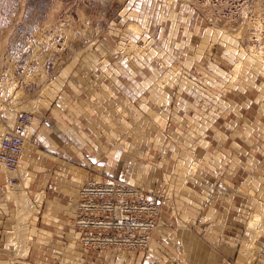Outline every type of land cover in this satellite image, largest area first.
<instances>
[{
	"label": "crops",
	"instance_id": "crops-1",
	"mask_svg": "<svg viewBox=\"0 0 264 264\" xmlns=\"http://www.w3.org/2000/svg\"><path fill=\"white\" fill-rule=\"evenodd\" d=\"M201 49L198 42L194 53L181 52L180 62H172L170 51L153 55L150 49V57L140 54L128 66H111L102 51L48 90L23 142L21 164L25 158L32 171L28 195L39 200L28 216L23 247L12 234L17 205L0 170V264H195L190 235L200 242L199 255L213 257L199 264L228 263L218 251H233L238 232L250 234L249 215L264 201L263 74L242 69L231 79L222 59ZM203 91L210 108L198 100ZM88 167L98 180L117 174L152 194L162 186L172 189L174 199L161 206V226L146 250L79 244L66 219L65 195ZM252 243L251 258L242 255L241 263L264 264V231Z\"/></svg>",
	"mask_w": 264,
	"mask_h": 264
},
{
	"label": "rangeland",
	"instance_id": "rangeland-1",
	"mask_svg": "<svg viewBox=\"0 0 264 264\" xmlns=\"http://www.w3.org/2000/svg\"><path fill=\"white\" fill-rule=\"evenodd\" d=\"M170 21L175 22L174 28ZM102 42L105 43V50ZM198 42H203L201 51L204 50L207 56H212L217 62L219 59L216 57L222 59L223 63L219 62V65L224 74L231 75V79L237 77L242 69L251 70L263 74L264 84V0H0V69L8 67V70L13 71L9 75L16 81L13 93L0 96V106L3 108L0 132L12 124L16 112L31 110L34 116L44 108L48 90H56L65 84L66 76L79 70V63L90 61L91 54L99 59V53L105 51V58L111 66L116 62L128 66L140 54L150 57L152 49L153 55L170 51L174 54L172 62H180L176 57H180L183 51L194 53ZM123 48H126L124 52ZM202 60L210 70L211 66L206 63L208 60ZM239 61L241 64L236 67L235 63ZM207 93L203 91L198 100L210 108L213 103L209 101ZM5 111H11L7 117ZM25 164L24 158L19 169L29 172L30 179L32 171L27 170ZM0 170L4 174L6 186H9L7 181L11 178L14 184L20 182L16 174L5 171L1 165ZM96 173L88 167L84 178H97ZM103 177L101 181L124 179L117 174ZM83 180L75 191L65 195L68 220L73 216L72 203L78 196ZM27 187L31 186L27 185L23 189L28 196L26 204L35 206L39 200H35L34 196L35 202L31 200ZM145 191L158 200L161 206L174 199L172 189L164 186L154 194L149 193L148 188ZM16 205L15 220L12 222L14 226L10 225L11 233L23 247L22 240L28 233V217L25 219L22 215L29 211L28 206H18V202ZM19 209L23 211L19 212ZM178 211L179 207L172 210L173 215L177 216ZM260 212L261 209L254 213ZM254 213L249 215L247 221L250 234L242 236L238 232V238L235 241L233 239V251H218L227 264H243L242 255L251 258L252 241L264 231L259 226L264 225V216L260 224L250 225ZM178 225L186 231L184 222L178 221ZM160 226L159 221L154 234ZM241 237H244L242 241ZM247 239L250 240L248 244L245 243ZM158 242L165 243V240ZM260 254L264 255V252Z\"/></svg>",
	"mask_w": 264,
	"mask_h": 264
},
{
	"label": "built area",
	"instance_id": "built-area-1",
	"mask_svg": "<svg viewBox=\"0 0 264 264\" xmlns=\"http://www.w3.org/2000/svg\"><path fill=\"white\" fill-rule=\"evenodd\" d=\"M11 72L8 67L0 69V96L9 95L8 89L16 87V81L9 75ZM2 110L0 107V116ZM32 116L31 110H20L16 112L13 124L0 132V163L8 171L15 170L19 162L22 141ZM84 184H89L91 191L81 193L70 219L83 246L144 249L150 227L155 224L158 200L121 180L101 181L89 176Z\"/></svg>",
	"mask_w": 264,
	"mask_h": 264
},
{
	"label": "bare ground",
	"instance_id": "bare-ground-1",
	"mask_svg": "<svg viewBox=\"0 0 264 264\" xmlns=\"http://www.w3.org/2000/svg\"><path fill=\"white\" fill-rule=\"evenodd\" d=\"M126 50V48H123V52ZM239 64H241V61H239V62H237V63H235V66L236 67H238L239 66ZM16 88V87H15ZM12 88H9L8 89V92H10V94H11V92H12ZM13 93V92H12ZM1 107V106H0ZM11 111H8V112H4L5 114H7L6 115V117L8 116V113H10ZM3 115V114H2ZM2 115L0 116V117H2ZM5 116H4V118H6ZM3 118V119H4ZM15 118V117H14ZM2 119V120H3ZM32 119H33V116H32V118H31V122H30V125H29V127H28V130H27V133H26V135H25V137H24V139H23V141H22V150H21V155H20V158H19V162H18V164H17V166H16V168H15V170H13V171H8V170H6L5 168H4V166L0 163V165L5 169V171H8L9 173H11V174H16L20 179V182L18 183V184H14V182H11V179H9L8 180V178H7V183H8V185L9 186H6L7 188H8V191H7V194H8V196L9 197H12V198H15V201H16V203L18 202V206H22V205H24V206H28L26 203H27V197L28 196H26V194L24 193V191H23V189L28 185V182H29V172H27L26 170H23V169H19V167H20V165H21V160H22V155H23V142H25V140H26V138H27V135H28V133H29V131H30V129H31V124H32ZM14 121V120H13ZM12 124H13V122H12ZM7 127H9V126H7ZM6 127V128H7ZM19 169V170H18ZM18 170V171H17ZM6 174H7V172H6ZM8 176V175H7ZM17 176H15V177H17ZM89 177V176H88ZM93 177V176H92ZM93 178H95V177H93ZM15 179H17V178H15ZM87 179V178H86ZM85 179V180H86ZM95 179H97V178H95ZM85 180L83 181V183L81 184V187H80V189H79V192H78V196H77V198H76V200L72 203V208H73V215H74V208L76 207V203H77V201H78V198H79V196H81V193L82 192H85V193H87V192H89V191H91V187H90V185L89 184H84L85 183ZM12 183V184H11ZM127 184H130V183H127ZM132 185V184H131ZM133 186H136V185H133ZM136 187H138V186H136ZM138 188H140L142 191H145V190H143L141 187H138ZM149 193H151V192H149ZM145 194H148V192H146L145 191ZM151 194H148V196H150ZM163 198V197H162ZM29 201V200H28ZM264 202V201H263ZM31 203V202H30ZM264 205V204H263ZM160 207H161V204L159 203V201H158V203H157V210H158V212H157V215H156V218H155V224L153 225V226H151L150 228H151V231H150V234H149V236H148V239L146 240V246H145V248H147V247H149V245H150V242H151V237H152V234H153V232H155L156 230H157V228H158V226H159V219H158V217H159V211H160ZM156 208V207H155ZM33 209V207H32V205H31V207L30 206H28V208H27V210L29 211V212H27L26 214H24V215H22V217L23 218H25V217H28V215L30 214V211ZM20 211H23V209H19V212ZM18 213V212H17ZM262 216H264V206L261 208V212L260 213H254L253 214V219L250 221V225L252 226L253 224H260V219L262 218ZM26 219V218H25ZM78 222H80V221H77V223ZM259 222V223H258ZM262 222V221H261ZM263 223H264V221H263ZM184 226V225H183ZM250 226V227H251ZM258 226V225H257ZM259 226H262L261 228H264V225H259ZM258 226V227H259ZM260 228V229H261ZM256 230V229H255ZM79 233V232H78ZM184 233L185 234H187V230L185 231L184 230ZM78 242H79V244L83 247V248H85L84 246H83V243L82 242H80V240H79V235H78ZM23 242L25 241L24 239L22 240ZM23 244V243H22ZM200 242H199V240L197 239V238H195L193 235H190L189 236V242L187 243V245H188V250H189V253H190V257H191V259L194 261V263L195 264H199V261H205V262H208V257L210 256V253L209 252H207V253H205L204 255H199V253H198V247H200ZM140 249V250H133V251H142V250H146V249ZM25 249V248H24ZM107 250H117V249H115V248H107ZM106 250V251H107ZM120 250H125V251H130V249H120ZM210 258H211V260H213V257H211L210 256Z\"/></svg>",
	"mask_w": 264,
	"mask_h": 264
}]
</instances>
